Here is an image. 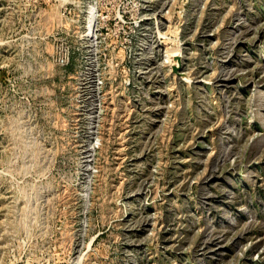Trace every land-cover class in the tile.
<instances>
[{
  "label": "rangeland",
  "instance_id": "obj_1",
  "mask_svg": "<svg viewBox=\"0 0 264 264\" xmlns=\"http://www.w3.org/2000/svg\"><path fill=\"white\" fill-rule=\"evenodd\" d=\"M0 264H264V0H0Z\"/></svg>",
  "mask_w": 264,
  "mask_h": 264
}]
</instances>
